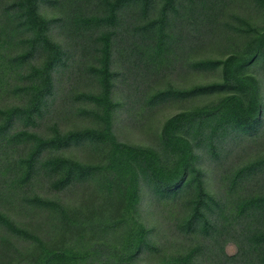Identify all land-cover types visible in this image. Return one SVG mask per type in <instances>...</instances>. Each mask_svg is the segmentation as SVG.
Returning a JSON list of instances; mask_svg holds the SVG:
<instances>
[{
	"label": "trees",
	"instance_id": "1",
	"mask_svg": "<svg viewBox=\"0 0 264 264\" xmlns=\"http://www.w3.org/2000/svg\"><path fill=\"white\" fill-rule=\"evenodd\" d=\"M246 1H254L253 6L264 11V0ZM42 3L61 6L65 16L44 18L39 12ZM231 4L232 0H63L62 4L59 0H12L4 7L10 23L5 27L0 24V40L6 44L20 36L26 49L10 58V67L16 71L13 94L22 102L0 108V264H81L73 248L51 239L43 242V227H28L13 215L16 204L48 209L55 218L49 220L52 228L61 226L62 236L72 228L84 234L85 221L97 212L93 202L84 200L87 214L83 206L67 210L57 198L41 196L32 189L25 191L43 180L50 181L51 189L57 192L94 182L115 214L122 213L125 205L137 208L143 190L156 199L182 204L184 216L177 227L195 237L196 244L185 253L152 264H201L205 255L212 258V264H264V190L247 192L253 183H261V179L264 182V156L232 171L229 189L235 198L229 200L207 188L208 164L221 171V164L244 135L259 133L264 107L263 84L252 72L255 67L264 69V25L257 27L238 17L236 26L230 24L227 28L224 24L217 36L213 32L215 17ZM56 27L69 35L93 38L94 63L88 74L95 89L80 92L75 102L83 105L78 116L90 119L94 125L65 131L53 123L43 134L34 128L46 112L50 113L57 95L55 74L69 60L67 47L53 39ZM221 33L223 39L236 36V42L228 39L222 57H202L186 64L200 71L220 68V81L190 87L169 85L152 92L148 104L214 94H221L220 99L169 117L155 146L131 144L119 138L114 126L119 107L114 93L118 76L126 72L115 69L117 38L132 45L131 50L123 47L129 56L123 66L127 71L132 64L137 65L133 54L141 59L149 57L143 62L153 70L154 61L172 57L174 52H170L184 42V37L213 43ZM79 146L90 148L95 160L82 161L62 154ZM12 150L16 155L3 160L2 154ZM105 210L99 207L98 212L104 216ZM117 223L110 226L116 229ZM128 230L123 253L114 254L118 258L113 264H137L133 260L141 252L157 249L152 239L154 230L143 222ZM89 239L95 240L93 236ZM32 241L37 242L35 249L20 256L23 261H19L17 243ZM227 241L237 243L236 254L225 252Z\"/></svg>",
	"mask_w": 264,
	"mask_h": 264
},
{
	"label": "rangeland",
	"instance_id": "2",
	"mask_svg": "<svg viewBox=\"0 0 264 264\" xmlns=\"http://www.w3.org/2000/svg\"><path fill=\"white\" fill-rule=\"evenodd\" d=\"M11 1L0 0L1 26L5 27L6 23H10V21H6L4 16V7ZM59 1L60 4L63 3V0ZM253 4H255L254 1L249 3L246 0H232V4L226 11L218 13L215 17L217 20L213 31H216L214 33L215 36H217V33L223 31L225 28L223 27L224 24L227 28H229L230 24L236 26L239 23L240 17L244 20H250L257 27L264 25V11L256 9ZM39 12L48 20L65 16V11L61 6L56 7L45 3L40 5ZM180 27L181 25L178 24V28ZM180 29L177 32L182 36ZM182 29L185 34V28ZM67 32L57 27L53 31V39L62 42L69 50V60L67 65L61 67L55 74L57 95L49 110L50 113L46 112L45 117L39 120V126L34 128L35 131L43 134L49 132L48 129L53 123H58L60 128L65 131L94 125L90 119L78 116V112L83 105L75 102V97L80 92L95 89L93 80L88 74L90 66L94 63V54L91 51L93 38L88 37L86 39L79 35H69ZM189 34L195 35L192 32ZM221 35L222 33L219 34L217 42L213 43L208 41L200 43L194 38L189 39L188 37L186 39L184 37V42L178 43L170 52V54L174 52L172 57L168 58L167 55L163 58L162 62L154 61L156 67L153 70H148V63L144 65L145 63L143 62V60L149 57L141 59L139 55L133 54L137 65L132 64L133 67L131 66L129 71L123 67L125 57H129L128 54L125 55L123 47L131 50L132 45H128L117 38L119 44L115 48L114 53L115 69L126 72L125 76H118L114 93V100L119 106L114 119V126L119 138L131 144L155 146L158 143L161 128L169 117L178 112L196 109L220 99L221 94H214L212 96H198L188 99H170L155 105L148 104V97L152 92L160 88H166L169 85L190 87L197 84L220 81L222 79L220 68L214 71H200L186 67V64L202 57H222L223 53L227 51L226 42L229 41L228 39L233 42L236 36L233 35L232 37L231 34L225 37L226 39H223L224 37ZM178 37L180 39V36ZM21 40L20 36H15L11 42L8 41L6 44L4 40H0V108H6L22 102L20 97L13 94L16 84V71L14 67H10V58L22 49H26V45L20 43ZM42 62L40 61V63ZM126 64H129V62ZM252 72L259 77L263 84L262 100L264 104V69L259 67L256 69L255 67ZM261 120L259 133L256 135L254 133L244 135L243 140L234 146L230 157L221 164V171L208 164L211 168L207 178L208 190L229 200L236 197L235 193L229 189L232 171L245 163L253 161L257 157L264 156V107ZM15 152L16 150H12L3 153L2 159L5 160L12 157V155H16ZM62 154L82 161H94L95 159L92 158H96L90 148L84 146L64 150ZM224 171L226 172L225 176L223 174ZM261 183H264L262 179ZM261 183H253L247 189V192L257 193L260 191V188L263 191L264 185ZM51 188L50 181L43 180L32 184L29 189L25 188V191L31 192L30 189H32L39 192L41 196L57 198L67 207V210L83 206L87 214L89 212L83 203L84 200L85 203L91 200L93 208H97V212L94 217L92 215L93 218L88 216L89 219L85 221L86 230L84 234L79 235L76 229L72 228L70 233L62 236L60 234L63 231L61 226H59V229L52 228V222L49 220H54L55 218L48 209H31L16 204L17 207L14 206L13 208L15 209L13 215L28 227L33 224L38 225L40 228L43 227L41 233L46 232L43 242L51 239L60 245L64 243V246L68 249L73 248L79 253L80 258L78 262L81 264H113L114 260L118 258L114 254L118 252L123 253L122 250L125 248L123 238L127 237L129 233L128 229L138 227V223L140 222H143L148 228L154 230L152 239L157 249L155 251L146 250L141 252L133 260L137 264L156 263L165 257L185 253L196 244L195 237L180 232L177 227V223L184 216V209L181 207L182 204L179 205V202L174 205L167 199H156L150 193L143 190L141 201L137 208H131L128 205L126 207L125 205L124 209L120 210L122 213L117 212L118 214H115L111 209V204L104 198V194H100L94 182L74 185L62 192L54 191ZM99 207L106 209L104 216L98 212ZM112 222H119L121 224L117 223L118 227L113 229L110 226ZM100 225L102 226L100 227ZM103 228H106V230L103 231ZM60 230L61 232H59ZM90 236H93L95 240H90ZM17 244L21 251L19 261H23L20 256L33 252L37 242H18ZM224 249L227 254L234 255L238 251V245L235 241H227ZM24 263L31 264L29 261ZM19 264H22V262H19ZM201 264H212V258L205 255L201 260Z\"/></svg>",
	"mask_w": 264,
	"mask_h": 264
}]
</instances>
